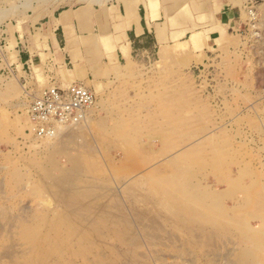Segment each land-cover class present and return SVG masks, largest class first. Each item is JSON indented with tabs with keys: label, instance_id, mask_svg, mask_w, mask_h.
<instances>
[{
	"label": "rangeland",
	"instance_id": "rangeland-1",
	"mask_svg": "<svg viewBox=\"0 0 264 264\" xmlns=\"http://www.w3.org/2000/svg\"><path fill=\"white\" fill-rule=\"evenodd\" d=\"M69 1L0 0V264H264L262 45L220 29L136 52L88 85L87 142L49 148L29 129L28 106L53 84L20 54L54 56L45 18ZM75 163L86 184H99L68 203L54 182ZM176 171L191 185L183 197ZM197 191L216 198L200 202ZM113 194L147 217L110 218ZM85 201L95 206L72 205Z\"/></svg>",
	"mask_w": 264,
	"mask_h": 264
},
{
	"label": "crops",
	"instance_id": "crops-1",
	"mask_svg": "<svg viewBox=\"0 0 264 264\" xmlns=\"http://www.w3.org/2000/svg\"><path fill=\"white\" fill-rule=\"evenodd\" d=\"M251 1L70 0L45 18L54 56L43 62L40 55L22 49L20 61L43 69L51 84L80 82L96 89L104 72L133 61L136 52L173 46L177 36L182 41L193 32L196 43L197 33L204 30L211 36L220 34V29L222 35L242 30ZM182 7H187L185 14H180Z\"/></svg>",
	"mask_w": 264,
	"mask_h": 264
},
{
	"label": "built area",
	"instance_id": "built-area-1",
	"mask_svg": "<svg viewBox=\"0 0 264 264\" xmlns=\"http://www.w3.org/2000/svg\"><path fill=\"white\" fill-rule=\"evenodd\" d=\"M263 0H252L247 8L248 19L241 33H250L262 45L264 55ZM264 67V57H263ZM96 95L85 84L73 82L68 86L56 84L43 88L34 95L28 106L31 131L40 137L54 134L57 124H73L84 119L95 104Z\"/></svg>",
	"mask_w": 264,
	"mask_h": 264
},
{
	"label": "bare ground",
	"instance_id": "bare-ground-1",
	"mask_svg": "<svg viewBox=\"0 0 264 264\" xmlns=\"http://www.w3.org/2000/svg\"><path fill=\"white\" fill-rule=\"evenodd\" d=\"M98 109V108H97ZM91 108H90V110H89V112L91 113ZM171 113V112H170ZM88 119H90V117H89V115L88 114H86V116L84 117V119L83 120H81L80 122H78V123H73V124H57L56 125V130H55V132H54V134H52V135H49V136H45V137H40V136H38L37 134H35V136L37 137V138H39V139H43V140H45V146H48L49 148H52V147H55L56 149L58 148V146H64L65 147V143L67 142V141H72V143L73 142H78V145L80 144V142L81 143H85V142H87L86 141V138H87V136H86V138H85V130H86V127H88V124H87V120ZM93 119V118H92ZM29 129H31V127H32V124H31V120H30V118H29ZM132 129V128H131ZM264 129V128H263ZM31 133H32V131H31ZM33 135H34V133H33ZM89 138H91V137H89ZM88 139V138H87ZM69 143V142H68ZM67 143V144H68ZM71 143V144H72ZM62 144H64V145H62ZM93 144V143H92ZM81 145H84V144H81ZM86 145V144H85ZM89 146V145H88ZM92 146V145H91ZM47 147V148H48ZM63 147V148H64ZM79 147V146H78ZM86 147V146H85ZM93 147V146H92ZM91 147V148H92ZM42 148H43V146H42ZM59 148H61V147H59ZM94 148H96L95 146H94ZM69 149H71V148H69ZM48 150V149H47ZM54 150V149H53ZM77 150V149H76ZM112 150V149H111ZM89 151V150H88ZM98 151V150H97ZM53 152V151H52ZM61 152V151H60ZM78 152V151H77ZM53 153H55V152H53ZM86 153V152H85ZM186 154V153H185ZM80 155V154H79ZM79 155H76L77 157H79ZM75 158V157H74ZM130 158V157H129ZM132 159V158H131ZM52 160V159H51ZM180 160V159H179ZM54 161V160H53ZM79 161V160H78ZM81 162V161H80ZM79 162V163H80ZM76 164L75 163V166H74V168H71L70 170H68V171H66V172H63L62 173V171H61V176L57 179V177H56V180L57 181H55L54 183H56L57 182V185H56V187L57 186H59V188L61 189V191H66V192H68L67 193V195H65V196H67V200H68V203L70 202V200H72L71 198L73 197V195L74 194H79L76 198L77 199H79V196L81 195V193L82 194H87V193H89V189H87V187H96L97 186V184H99V183H95V184H93L94 186H91L90 184H91V182H90V184L88 183V184H86V180L84 179V177L82 176V171H81V166L83 165H81V164ZM72 164V163H71ZM56 167V166H55ZM70 167V166H69ZM64 168V167H63ZM68 168V167H67ZM65 170V169H64ZM67 170V169H66ZM88 171V170H87ZM50 172V171H49ZM52 173V172H51ZM176 174H178V175H176ZM182 174H183V172H179L178 173V171H176V173H175V175L177 176V179H175L176 181H174V184H175V188L174 189H176V191H177V195H181V197H183V195L182 194H185V193H187L186 191H188V189L190 188L191 189V185H190V183H188V181L186 180V178L187 177H182ZM192 174V173H191ZM56 175V174H55ZM101 175H102V173H101ZM85 176V175H84ZM193 176V175H192ZM94 178V177H93ZM192 178V177H191ZM48 179V178H47ZM88 181V180H87ZM191 182V181H190ZM93 183V182H92ZM173 184V183H172ZM192 184V183H191ZM197 185V184H196ZM103 186H105V185H103ZM109 186H111V185H109ZM163 186V185H162ZM189 186V187H188ZM193 186H195V185H193ZM107 187V186H106ZM167 187V186H166ZM187 189H186V188ZM197 187V186H196ZM200 187V186H199ZM58 188V187H57ZM111 188H113L112 186H111ZM110 187H109V189H111ZM116 188V187H115ZM209 188V187H208ZM60 189H57L59 192H60ZM169 189V188H168ZM183 189V190H182ZM195 191L197 190V189H195V188H193ZM192 189V191H194ZM210 189V188H209ZM106 190H108V189H106ZM114 190H116V189H114L113 188V191ZM217 190V189H216ZM112 191V192H113ZM117 191V190H116ZM118 191H119V189H118ZM225 191V190H224ZM175 192V191H174ZM202 192V191H201ZM201 192H199V191H197L195 194H196V196L198 197V199H200V202L201 201H204V200H206L207 198H209L210 200H212V202H214V198H216V197H214L215 195H213L212 194V192L213 191H210L211 193L210 194H207V193H201ZM227 192V191H226ZM220 193V192H219ZM228 193V192H227ZM117 194V193H116ZM173 194V193H172ZM176 194V193H175ZM99 195L100 194H98V195H95L96 197H95V200L94 201H96V199H98L99 200ZM226 195V194H225ZM75 196V195H74ZM174 195H172V197H173ZM180 197V196H179ZM192 197V196H191ZM63 198H65V197H63ZM74 198V197H73ZM116 195L115 194H113L112 195V199L114 200L113 202H111V205H110V207H115L116 208V210L117 211H111L110 212V215H111V217L110 218H121L122 219V221L123 222H125L126 223V221H127V218H132V215L131 214H134L135 215V218H146L147 217V214H146V212L145 211H142V210H139V209H136V208H134V212L133 213H128V212H126L125 211V209L124 208H119L118 207V203L116 202ZM147 198V197H146ZM173 198H177V197H173ZM227 198V197H226ZM208 199V200H209ZM218 199H219V197H218ZM76 200V199H75ZM97 200V201H98ZM101 200V199H100ZM180 200H182V199H180ZM184 200H185V198H184ZM80 201H82V200H80ZM79 201V202H80ZM158 201V200H157ZM188 201V200H187ZM86 202V201H85ZM84 202V203H85ZM90 203H85V204H83V203H78L77 204V202H75L74 204H72L73 206H77L78 208H80V207H83V206H93L94 205V202H93V205L91 204L92 203V201H89ZM149 202V201H148ZM197 202V201H196ZM206 202V201H205ZM216 202V201H215ZM70 203H72V202H70ZM190 203V202H189ZM211 203V202H210ZM71 205V204H70ZM71 205V206H72ZM103 206L104 205V203H98V206ZM203 205V204H202ZM212 205V204H211ZM95 206V205H94ZM96 206H97V204H96ZM108 206H109V204H108ZM206 206V205H205ZM217 206V205H216ZM219 206V205H218ZM137 207H139V206H137ZM220 207V206H219ZM101 208V207H100ZM103 208V207H102ZM101 208V209H102ZM199 208V207H198ZM206 208V207H205ZM105 209V208H104ZM201 209V208H200ZM78 210V209H77ZM80 210V209H79ZM97 210V209H96ZM107 210V209H106ZM103 211V210H102ZM73 213V212H72ZM105 213V212H104ZM214 213V212H213ZM96 214H97V212H96ZM95 214V215H96ZM101 214V213H100ZM75 216V215H74ZM100 216V215H99ZM217 217V216H216ZM105 218H107V217H105ZM85 219V218H84ZM220 219V218H219ZM78 220V219H77ZM76 220V221H77ZM96 220V219H95ZM110 220V219H109ZM108 220V221H109ZM130 220V219H129ZM132 221V220H131ZM152 223H153V220H152ZM87 224V223H86ZM156 224V223H155ZM160 224V223H159ZM229 224H231V223H229ZM151 227V226H150ZM250 227V226H249ZM123 228L124 229H126V226L124 225L123 226ZM122 228V229H123ZM155 228V227H154ZM153 228V229H154ZM226 228V227H225ZM121 229V230H122ZM124 229H123V232H124ZM152 229V228H151ZM52 230H55V227L52 229ZM148 231V230H147ZM103 231H100L99 233H102ZM53 233V232H52ZM153 234H155V232L153 233ZM245 234V233H244ZM55 235V234H54ZM125 235V234H124ZM156 236H157V233L155 234ZM52 236H53V234H52ZM156 236H154V237H156ZM207 237V236H206ZM213 237V236H212ZM53 239L55 238V236H53L52 237ZM214 239V238H213ZM212 239V240H213ZM132 240V239H131ZM56 242H55V246L56 247H58V246H60L61 244L58 242V240H55ZM155 241V240H154ZM204 241H206V240H204ZM209 241V240H208ZM208 241H207V244H208ZM133 242H134V240H133ZM67 244V243H66ZM264 244V243H263ZM55 246H53V247H55ZM68 247V246H67ZM50 248V247H49ZM60 249V248H59ZM58 250V249H57ZM53 251H54V249L51 247L50 248V250L49 249H46V250H44V254H46L45 255V257H46V259L45 260H48V258H49V256H54L55 255V253H53ZM53 253V254H52ZM142 254V253H141ZM38 260V259H37ZM52 261V260H51ZM39 262V261H38ZM129 262V261H128ZM128 262H125V264H127ZM46 263V262H45ZM51 263V262H50ZM69 263V262H68ZM122 263V262H121ZM228 263H230V262H228ZM44 264V263H43ZM60 264V263H59ZM232 264V263H231Z\"/></svg>",
	"mask_w": 264,
	"mask_h": 264
}]
</instances>
